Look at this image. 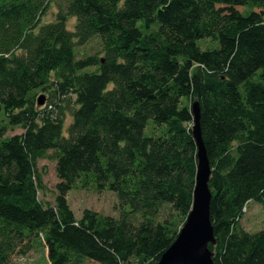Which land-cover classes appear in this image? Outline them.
Instances as JSON below:
<instances>
[{"label": "trees", "instance_id": "16d2710c", "mask_svg": "<svg viewBox=\"0 0 264 264\" xmlns=\"http://www.w3.org/2000/svg\"><path fill=\"white\" fill-rule=\"evenodd\" d=\"M95 39L100 55L77 58ZM195 100L212 261L264 264V227L239 223L249 201L264 212V0H0V264L35 243L49 264H155L192 203ZM40 159L55 162L52 204ZM83 175L115 193L117 217L75 218L66 194Z\"/></svg>", "mask_w": 264, "mask_h": 264}, {"label": "rangeland", "instance_id": "374dc122", "mask_svg": "<svg viewBox=\"0 0 264 264\" xmlns=\"http://www.w3.org/2000/svg\"><path fill=\"white\" fill-rule=\"evenodd\" d=\"M247 9H244L245 13ZM56 12V7L53 3H50L41 17V22L46 23L54 20ZM75 23V18L71 17L68 21V28L72 29ZM196 44L201 48H211L218 47L216 42H213L209 38L199 39ZM100 45L98 41L92 40L82 46H77L75 49L76 57H84L85 55H90L97 53L100 55ZM78 51V53H77ZM93 69V68H91ZM41 95L42 93H38ZM46 101L43 98L44 104ZM1 119V116H0ZM66 123L65 127L70 121L69 113L65 117ZM6 121H3L5 124ZM162 127H157L152 120H148L144 133L146 136H158L161 135ZM23 132V129L18 126L7 127L6 135L13 136ZM37 168L42 175V184L43 188L38 191V199L43 203H53L55 194H56V184L59 182V179L56 176L55 172V162L51 159H40L37 161ZM85 177V175H83ZM88 180L81 179V185L74 186L66 194L67 203L72 210L75 218H79L84 209H91L98 213L104 215H110L113 217L118 216V206L117 198L114 192L103 189L98 191L97 185L95 182L89 184ZM240 226L247 232H255L264 227V212L261 206L253 201H249L246 204L245 211L242 212V215L239 220ZM11 264H49L46 256V249L40 243H35L34 246L26 254H15L11 258ZM86 264H96L93 262H87Z\"/></svg>", "mask_w": 264, "mask_h": 264}, {"label": "water", "instance_id": "95a60500", "mask_svg": "<svg viewBox=\"0 0 264 264\" xmlns=\"http://www.w3.org/2000/svg\"><path fill=\"white\" fill-rule=\"evenodd\" d=\"M38 105L43 99L39 98ZM192 114L191 135L196 146V170L192 190V203L176 238L160 255L155 264H214L208 244H214L212 224L209 218L211 192L208 187L210 165L201 137L198 101L190 106Z\"/></svg>", "mask_w": 264, "mask_h": 264}, {"label": "built area", "instance_id": "2783aa9c", "mask_svg": "<svg viewBox=\"0 0 264 264\" xmlns=\"http://www.w3.org/2000/svg\"><path fill=\"white\" fill-rule=\"evenodd\" d=\"M245 207H246V206L243 207L242 212L245 211Z\"/></svg>", "mask_w": 264, "mask_h": 264}]
</instances>
